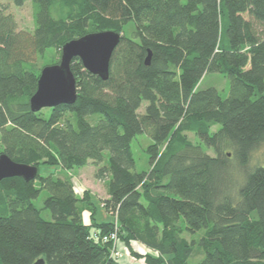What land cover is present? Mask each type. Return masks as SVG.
I'll list each match as a JSON object with an SVG mask.
<instances>
[{"label": "trees", "instance_id": "1", "mask_svg": "<svg viewBox=\"0 0 264 264\" xmlns=\"http://www.w3.org/2000/svg\"><path fill=\"white\" fill-rule=\"evenodd\" d=\"M30 3L32 32L0 5V154L38 168L34 180L0 181V264H119L111 233L144 264H264V160L251 165L264 144V0ZM130 22L106 80L75 58V103L31 111L41 69L59 62L48 51ZM207 73L228 79L226 98L199 88ZM143 133L149 167L137 172L131 142ZM89 162L106 180L109 220L88 191L39 171Z\"/></svg>", "mask_w": 264, "mask_h": 264}, {"label": "water", "instance_id": "2", "mask_svg": "<svg viewBox=\"0 0 264 264\" xmlns=\"http://www.w3.org/2000/svg\"><path fill=\"white\" fill-rule=\"evenodd\" d=\"M121 39V33L102 31L87 34L64 44L59 62L44 66L37 80L35 93L29 100L32 112L55 108L60 105H73L77 98V86L71 72V62L77 58L84 69L92 75L106 80L109 76L110 60ZM148 54L145 64H149ZM38 174L35 165L13 161L6 154H0V181L11 177H20L25 181L34 180ZM33 264H44L38 259Z\"/></svg>", "mask_w": 264, "mask_h": 264}, {"label": "rangeland", "instance_id": "3", "mask_svg": "<svg viewBox=\"0 0 264 264\" xmlns=\"http://www.w3.org/2000/svg\"><path fill=\"white\" fill-rule=\"evenodd\" d=\"M0 5L4 9L6 14H10L15 23L16 29L18 31H26L32 32L33 30V18H32V6L30 0H27L22 6L16 7L12 1L9 0H0ZM133 30V24L130 22L125 28L124 32L121 33V36L125 34L126 36H131V32ZM46 58L50 60V58H60L58 54L53 51H48ZM208 87L215 88L222 98H226L229 92V82L228 79L223 77L218 73H207L200 82L199 88L205 89ZM145 103L139 109V112L142 113L144 111ZM90 121L93 119H89ZM187 138L191 140L193 143H197L196 138L191 133H187ZM152 143L150 137L147 134H139L137 135L133 141L131 142V152L133 158L135 160V171L141 172L147 170L148 165V157L149 154L146 152L147 147ZM1 150V149H0ZM208 154L213 155L212 151H207ZM108 151H105L103 154V161L100 166H106L108 159ZM264 160V144L260 145L255 149L251 159V165L255 163H260ZM234 165V164H233ZM256 166V165H255ZM234 167V166H233ZM39 171L42 176L48 175L50 172H53L60 177H67L71 180L76 194L81 197L83 191H88L91 194V197L94 199L97 205V219L98 220H109V215L102 209L104 200L108 197L106 191V180L99 179L96 177L98 167L93 165V163L89 162L86 166L81 168H75L71 172H65L59 168H52L45 165L39 166ZM238 180L234 184V190L236 191L238 188ZM242 182V181H241ZM240 185V184H239ZM235 191H233L235 193ZM46 194L42 193L41 196L34 201V205L37 208L42 207V201L45 198ZM44 217H49V213L47 211H43ZM119 243V242H118ZM118 245V244H117ZM131 247L134 252L139 253L140 251L143 253L142 248L139 243L133 242ZM123 249L118 248L119 253L121 254L120 258L116 260L119 263H122V257H132L127 248L122 247ZM121 259V260H120ZM124 261V260H123ZM123 264V263H122ZM139 264H144L143 259L140 260Z\"/></svg>", "mask_w": 264, "mask_h": 264}, {"label": "crops", "instance_id": "4", "mask_svg": "<svg viewBox=\"0 0 264 264\" xmlns=\"http://www.w3.org/2000/svg\"><path fill=\"white\" fill-rule=\"evenodd\" d=\"M83 215L85 216V217L83 216L84 219H87L88 218V213H84ZM96 217H97V213H96ZM139 245H140V247L142 248V251H143V253L140 251L139 252L140 254H144V253L148 252V250L143 245H141V244H139ZM117 246L120 249H123L122 247L126 248L121 242H119ZM121 259H122V263L123 264H139V262H140L139 259H135V258H132V257H126V256H123ZM118 263H119V261H118Z\"/></svg>", "mask_w": 264, "mask_h": 264}, {"label": "built area", "instance_id": "5", "mask_svg": "<svg viewBox=\"0 0 264 264\" xmlns=\"http://www.w3.org/2000/svg\"><path fill=\"white\" fill-rule=\"evenodd\" d=\"M111 239L113 241V249L111 251V257L114 259L120 258L121 254L117 249L118 239L115 233H111L108 237H105L103 240Z\"/></svg>", "mask_w": 264, "mask_h": 264}]
</instances>
